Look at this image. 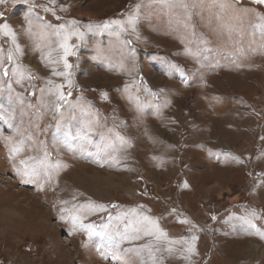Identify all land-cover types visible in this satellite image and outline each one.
I'll use <instances>...</instances> for the list:
<instances>
[{"label": "rangeland", "instance_id": "1", "mask_svg": "<svg viewBox=\"0 0 264 264\" xmlns=\"http://www.w3.org/2000/svg\"><path fill=\"white\" fill-rule=\"evenodd\" d=\"M0 12L15 33H0V264H152L125 251L146 244L158 264H264L245 222L255 210L264 230V5L8 0ZM130 15L134 30L88 27ZM141 215L181 241L171 253L130 238Z\"/></svg>", "mask_w": 264, "mask_h": 264}, {"label": "snow or ice", "instance_id": "2", "mask_svg": "<svg viewBox=\"0 0 264 264\" xmlns=\"http://www.w3.org/2000/svg\"><path fill=\"white\" fill-rule=\"evenodd\" d=\"M8 2V0H0V5H4ZM17 2V0H13V3ZM26 2V0H25ZM54 2V0H53ZM161 3H174L175 0H160ZM253 3L256 4V5H264V0H253ZM186 6V5H185ZM137 8H139V5H137ZM49 11H52V9H47ZM4 13L3 12H0V17H3ZM71 23H76L75 21H71ZM135 23H136V16L135 15H130L128 16L127 20L126 21H121V20H111V21H104L102 25H96V26H93V25H89V29H92L93 27H96L100 30H108L111 28L112 25H117L119 27V29L121 31H127V28H125V24H127L129 27L133 28L134 30V27H135ZM61 28H63L64 26L61 25L60 26ZM257 27L262 31L264 32V24H259L257 25ZM0 33H3L4 35L6 36H12L13 38L15 37V33L13 31V29L11 28V26L7 23H0ZM73 35H80L82 36L83 33H78V32H74L72 33ZM130 43V42H129ZM61 47L64 49V57H65V60H64V64H65V68H69L70 65L68 64L67 62V59L66 57L69 56V55H74V53L71 51L70 49V46L67 45V43H63L61 45ZM9 59H11V56L9 57ZM58 75H66L67 73H56ZM49 83H51V81H49ZM69 84H71V81H69ZM57 90H59L62 86L60 85H57ZM71 93H69L70 95ZM58 99L60 100H65V96H64V93L63 92H59L58 94ZM57 109H59V105H57ZM262 139H264V137H262ZM237 159V161L239 162V158H235ZM109 160L113 163H119V159L117 156H109ZM25 162L24 161H21V164H24ZM107 163V161H106ZM103 166V165H101ZM26 174V173H25ZM22 183H29L31 182V180H22L21 181ZM183 187L187 188L188 187V184L187 182H185L183 184ZM90 207H92L93 209L95 210H104L105 209V205H90ZM113 207H115V205H113ZM61 211H65L64 209H61ZM133 213L136 212V209H132L131 210ZM175 211V210H173ZM123 215L125 214H121L120 216L117 217V219H120ZM256 212L255 210H253L251 213H250V218H246L245 219V222L246 224L249 226L250 229L253 230V234L259 236L261 239H264V230H261L260 228H258L254 223H253V220L256 218ZM60 219H66L65 216H60ZM76 219L77 218H73V230H77L76 227H75V222H76ZM213 219H215V216H213ZM140 223H143L144 225H146L143 229H136V235H133L131 236L130 238L131 239H134V240H137V239H140V231L142 230L143 231V234L145 236H155L156 240L159 241V240H167L168 241V244H169V247L166 249V251H168L169 253H171L173 251V248L171 247V245L173 244H176V243H180L181 241H177V240H169L168 239V236H167V233L161 229L158 225V223L156 222L155 218L153 217H150V216H146V215H141L140 216V219L139 221ZM184 223H187V221H182ZM108 226L105 225V228H107ZM127 227V226H126ZM79 229H82V230H87L88 232V235L89 237H91L93 234H94V231H95V226L92 225V224H83V223H80L79 224ZM116 235H122L121 233L119 232H116L115 233ZM101 236H107V239L109 241L112 240L113 236H112V233H109V232H101L100 233ZM123 238H128L126 234L123 235ZM181 240L187 244V248H186V251L189 253V256H186L184 257L185 259H189L191 254H194L196 252V248H195V241L197 240V237L195 235H193L191 237V240H187V238H181ZM118 247V246H117ZM147 250L148 252V255H149V258L152 260V264H158V260H157V256H156V252H159L160 249L159 248H156L155 251L153 250V247L150 245V244H146V245H143L141 248L139 249H126L125 251L126 252H132V251H135L137 252V254L139 255V253L142 251V250ZM98 250H99V246H98ZM103 255V253H102ZM112 258L113 259H116V260H119L121 257L119 255L118 252H114L112 254Z\"/></svg>", "mask_w": 264, "mask_h": 264}]
</instances>
